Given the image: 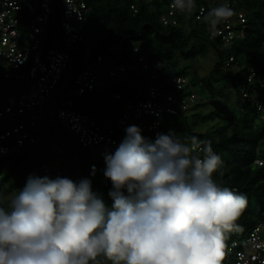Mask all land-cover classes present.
<instances>
[{"label": "clouds", "instance_id": "clouds-1", "mask_svg": "<svg viewBox=\"0 0 264 264\" xmlns=\"http://www.w3.org/2000/svg\"><path fill=\"white\" fill-rule=\"evenodd\" d=\"M176 6L190 11L194 0ZM231 14L227 4L210 13L213 24ZM125 132L105 155L110 208L87 178L30 175L6 201L0 193V264H220L247 203L214 181L220 156L210 144L193 155L207 142L171 130L154 141L136 125Z\"/></svg>", "mask_w": 264, "mask_h": 264}, {"label": "trees", "instance_id": "trees-1", "mask_svg": "<svg viewBox=\"0 0 264 264\" xmlns=\"http://www.w3.org/2000/svg\"><path fill=\"white\" fill-rule=\"evenodd\" d=\"M85 2L89 6V11L84 34L88 37L89 46L96 52H104L107 46L121 43L122 48L116 55H109L110 59L134 62L137 55L132 52V46L135 45L146 57L166 61L170 67L168 74L186 76L189 65L188 63L179 65V58L190 60L196 56L204 57L212 49L215 55L212 68L202 77L194 74L187 78V91L200 84L211 97H215L222 90L215 88V83L226 78L234 89L235 101L240 104L238 113L230 114L221 124L205 131L192 130L188 115L190 110L195 108L197 96L187 111H181L178 116H167L166 124L172 128L175 137L181 142L189 143L191 138L195 137L196 140L209 143L222 161L220 167L213 173L214 181L219 186L227 187L246 198V206L235 220L232 229L224 233L223 256L220 263L223 262L230 241L242 239L257 222H264V122L259 118L250 99L243 102L240 100L237 89L240 80L248 74V68H253L257 77L264 76V0H235L236 4L228 6L232 13L230 16L235 15L237 10L242 11L245 16L244 22L236 26L243 29V36L232 44H224L218 37L210 38L208 34L209 28L219 24V21L213 24L214 17L210 13L222 5V0H194V7L190 11H182L176 6V0H85ZM169 3H173L177 10L176 24H163L159 18ZM200 4L205 6L204 16L196 19ZM131 5L135 6V12ZM27 21L23 20L21 28L25 34L28 30ZM47 39L49 40L48 37ZM229 56L233 57V66L226 67L225 61ZM87 64L88 62L81 66L76 63L77 68ZM4 70L0 66V107L4 105L8 96H18L26 86L22 81L4 78ZM99 79L101 81L99 86L76 96L72 105L74 110L91 114L97 119L113 118L118 115L123 101L145 98L146 80L138 70H126L115 76L101 73ZM252 87L256 97L264 105V86L255 83ZM115 94H118L119 98H115ZM53 100L56 109L59 100L56 97ZM52 103L53 101L50 104ZM192 115L201 118L207 116L199 113ZM51 116L60 135L70 142L67 133L73 132L58 122L55 113ZM26 130L34 137V141L24 145L19 152L0 158V168H3L0 175V193L3 195L12 190L18 192L24 187L30 175L51 178L59 176L56 174L58 169L51 166L54 163H57L58 168L69 165L68 178L71 179L73 158L62 147V141L51 128L44 112L43 126L38 123L32 128L27 127ZM70 145L79 159L76 181L82 178L90 179L93 192L101 196L110 208L113 204L109 196L112 182L104 175L105 155L114 154L115 151L105 148L89 150ZM255 158H259L262 164L254 163ZM4 206L7 207L6 203ZM105 264H111V261H105Z\"/></svg>", "mask_w": 264, "mask_h": 264}, {"label": "built area", "instance_id": "built-area-1", "mask_svg": "<svg viewBox=\"0 0 264 264\" xmlns=\"http://www.w3.org/2000/svg\"><path fill=\"white\" fill-rule=\"evenodd\" d=\"M60 1L59 22L64 43L77 48L78 54L81 49L88 62L78 68L72 81L75 96L99 86L101 73L115 76L126 70H138L142 72L146 84L145 98L123 101L118 115L113 118L97 119L91 114L76 111L72 107L73 100L63 98L55 109L58 122L73 132L81 147L89 150L105 148L116 151L129 125L138 126L142 135L153 141L158 133L173 132L166 125L167 116H178L196 100V94L186 89L187 77L183 74H168L170 67L166 61L146 57L135 45L132 46V52L137 55L134 62L110 59L109 55H116L122 48L121 43L107 46L104 52H96L89 46L88 37L84 34L89 11L85 0ZM223 4L230 6L236 2L222 0ZM52 7L53 0H0V66L5 69L3 77L26 84L18 96H8L0 107V158L19 152L24 145L34 141L26 128L38 123L43 126V109L47 98L72 67L71 54L48 45L46 41ZM131 9L136 11L134 5H131ZM204 11V4H200L195 18L204 16ZM176 12L175 5L169 3L159 18L163 24H176ZM24 19L28 20L26 34L21 29ZM244 20L243 12L237 10L235 15L220 20L218 26L209 28V37H218L224 44H232L243 36V29L236 26ZM224 66H233L232 56L227 58ZM248 70L246 77L237 85L240 100L250 99L264 122V105L252 87L255 83L264 86V76L257 77L253 68ZM114 96L119 98L118 94ZM208 145L201 143L193 155L203 156V149ZM211 149L216 153L212 146ZM253 162L262 164L259 158ZM64 168L65 172L56 170V174L68 177L69 165ZM2 170L1 167L0 175ZM220 264H264V222H257L242 239L230 241L226 258Z\"/></svg>", "mask_w": 264, "mask_h": 264}, {"label": "rangeland", "instance_id": "rangeland-1", "mask_svg": "<svg viewBox=\"0 0 264 264\" xmlns=\"http://www.w3.org/2000/svg\"><path fill=\"white\" fill-rule=\"evenodd\" d=\"M46 35V41L48 42V44L58 49L59 45L57 41V32L55 29L54 22L52 20V15L50 17ZM47 37L50 41L47 39ZM77 62L81 66L86 63L81 49L79 50V54L77 56ZM214 62L215 55L212 49H210L204 57L196 56L195 58L190 60H184V58L180 57L178 60L179 65L188 63L189 67L186 74V77L188 79L194 74L198 77L204 76L212 68ZM73 69L74 68L72 66L62 77L63 80L61 83V88L56 96V99H58L59 101L63 98H71L74 101L77 98L73 94L74 85L72 82H70L73 75ZM214 86L217 89H222L221 91H219V93L216 94L215 97H211L209 93L201 87L200 84H196L192 87V90L197 96V101L195 104V108L192 111L190 110L189 112L188 121L190 122L191 128L194 131H205L208 128H212L214 126H217L218 124H221L223 121H226L227 119L224 118L228 117L230 114L238 113V107H240V104L235 101V92L228 78L215 83ZM52 101L53 103L50 104L48 108L50 115H52V113H55V100ZM43 112L45 116H47V112L45 109H43ZM192 113H199L200 115L205 114L207 116L201 118L200 116L192 115ZM43 134L45 135V133ZM67 137H69L70 144H72L73 146L77 145L78 147H81L76 139V136L73 133L68 132ZM51 166L52 168H56L61 172H65L66 170V168L64 167L58 168L57 163H54ZM15 193L17 192L12 190L10 193L3 195L5 197V201L8 197Z\"/></svg>", "mask_w": 264, "mask_h": 264}, {"label": "water", "instance_id": "water-1", "mask_svg": "<svg viewBox=\"0 0 264 264\" xmlns=\"http://www.w3.org/2000/svg\"><path fill=\"white\" fill-rule=\"evenodd\" d=\"M60 4L61 1L60 0H53V7H52V20L54 22L55 25V29L57 32V41H58V45L60 49H63L65 51H67L68 53L71 54V65L73 66V75L71 78V81H73L74 77L76 76L77 72H78V68H77V54H78V50L77 48H71L65 45L64 40H63V36L61 33V28H60V22H59V14H60ZM63 78L56 84V86L54 87V89L50 92L47 101L45 103V110L47 112V119L50 123L51 128L54 130V132L56 133V135L58 136V138L62 141L63 147L70 153V155L72 156L74 163H73V168H72V172H71V179L76 181L77 177H78V168H79V159L76 156L75 150L71 147V145L69 144V142L67 140H65L59 133V130L57 129L54 119L53 117L49 114L48 111V106L51 103V101L57 96L60 88H61V83H62Z\"/></svg>", "mask_w": 264, "mask_h": 264}]
</instances>
